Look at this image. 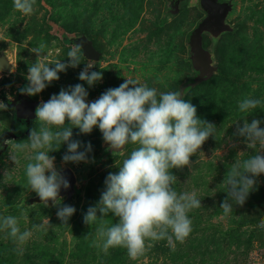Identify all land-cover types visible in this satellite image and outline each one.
Returning a JSON list of instances; mask_svg holds the SVG:
<instances>
[{"label": "rangeland", "instance_id": "374dc122", "mask_svg": "<svg viewBox=\"0 0 264 264\" xmlns=\"http://www.w3.org/2000/svg\"><path fill=\"white\" fill-rule=\"evenodd\" d=\"M217 1L230 5L224 19L226 29L202 33L209 70L197 82L200 68L191 60L189 39L206 16L200 0H36L35 11L29 16L14 11L13 0H0V56L10 65L9 71L0 70V102L8 106L21 96L46 102L62 88L83 83L78 75L88 59L60 73L59 80L35 96L19 93L28 83V66L36 59L29 49L44 42L49 62L59 59L67 63L70 44L85 39L98 55L89 71L102 73L100 82L83 85L88 101L118 87L124 79L147 84L158 92L185 87L181 92L196 107L197 116L217 127L201 146L202 153L190 158V168L172 170L178 180L174 185L177 192L195 191L201 199L202 208L188 214L191 233L183 243L155 242L136 260L123 247L110 248L105 254L94 246L98 225H85L83 216L99 201L108 173L117 172L137 145L128 144L113 154L106 150L97 128L86 135L74 128L72 139L82 144L78 151H84L83 145L88 143L92 151L89 162L80 163L62 161L66 144L49 153L55 157L58 171L69 169L75 175L73 193L61 197L56 207L31 201L38 197L31 192L25 174L31 153L18 154L19 163H14L10 159L12 146L0 145V217H16L21 231L43 223L46 217L54 226L34 231L21 246L22 255L14 251L17 245L6 238V231L0 230V264H264V228L260 227L264 221V175L257 178L255 190L242 206L232 202L228 216L220 209L227 197L222 184L227 171L233 163L260 150L259 146L248 149L243 138L233 133L237 123L242 126L245 120H264V104L250 112L238 108L245 97L264 101V0ZM37 126L35 119L25 126L9 107L0 111V137L4 139L25 141L29 130ZM64 205L75 208L67 225H61L56 215L57 208ZM105 219L108 224L116 222L111 214ZM89 233L93 236L85 239Z\"/></svg>", "mask_w": 264, "mask_h": 264}, {"label": "clouds", "instance_id": "9594fccd", "mask_svg": "<svg viewBox=\"0 0 264 264\" xmlns=\"http://www.w3.org/2000/svg\"><path fill=\"white\" fill-rule=\"evenodd\" d=\"M36 0H13V10L29 16L34 13ZM46 44L41 42L30 52L35 54V62L28 66L26 86L19 89L21 95L35 96L52 82L59 80V74L68 68L75 69L86 59L83 45L71 43L67 52V63L63 60L48 61ZM79 72L83 83L61 89L46 102L35 108L38 126L29 130L28 139L16 142L0 137V145H11L10 159L19 163L18 154L31 153L25 167L27 183L41 203L53 207L60 201L61 189L70 186L67 178L56 169L55 157L49 153L57 151L62 144L67 151L62 156L64 163L89 162L91 143L83 145L72 139L73 129L79 134H90L97 128L108 151L119 153L128 144L137 145L122 162L117 172H109L104 181V190L99 201L88 207L83 216L85 225H98L92 243L105 254L113 247H123L128 256L139 259L155 242L167 241L183 243L192 231L189 212L202 208L201 199L195 191L178 193L174 185L178 183L172 170L191 166L190 158L199 152L201 146L213 137L216 125L197 116L196 107L184 99V92H158L147 84L124 79L118 87L109 88L97 99L88 101L89 87L102 80V73L89 71L96 62L88 60ZM51 65V66H50ZM264 101L245 97L238 102L240 112L257 109ZM8 106L0 102V111ZM67 121V124H66ZM264 120H245L237 123L233 136L243 138L248 149L259 151L242 162L233 163L222 184L227 197L220 204L223 214L233 211L232 202L242 206L250 192L257 185V178L264 175ZM233 146L235 143L232 141ZM36 205V204H33ZM32 205V206H33ZM75 208L69 205L57 208V218L61 225H67ZM99 213V216L97 215ZM111 214L116 222L108 224L105 219ZM27 220L28 216L23 215ZM49 218L31 229L21 231L14 216L0 217V230L6 231L17 245L14 251L23 254V246L34 231L53 228ZM260 227L264 228V221ZM93 236L89 233L85 239ZM151 243H146V242Z\"/></svg>", "mask_w": 264, "mask_h": 264}, {"label": "water", "instance_id": "95a60500", "mask_svg": "<svg viewBox=\"0 0 264 264\" xmlns=\"http://www.w3.org/2000/svg\"><path fill=\"white\" fill-rule=\"evenodd\" d=\"M200 7L205 12L206 16L193 30L189 39L192 53L191 60L200 68L197 82L201 81L203 75L209 70L208 53L202 48L201 44L202 33L204 31L216 33L225 30L226 25L224 24V19L230 10L229 4L219 3L217 0H200ZM74 43L83 45V55L86 59L92 61L97 60L98 55L88 41L85 39H79L74 41ZM0 70L3 72L10 70V65L4 55L0 56ZM184 88L181 91H183ZM38 104L39 103L35 100L21 96L18 98L17 102L9 103L8 107L14 112V116L17 120L23 121L24 125L28 126L30 122L35 119V108ZM61 173L67 178L70 186L67 190L63 188L61 189L59 193L60 198L63 196H70L73 193V185L75 183V175L71 170L66 169ZM31 201L40 202L39 197H36ZM48 203L52 204L51 201Z\"/></svg>", "mask_w": 264, "mask_h": 264}]
</instances>
